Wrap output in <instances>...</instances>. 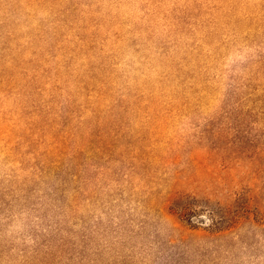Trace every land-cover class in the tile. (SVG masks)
<instances>
[{
    "label": "rangeland",
    "instance_id": "374dc122",
    "mask_svg": "<svg viewBox=\"0 0 264 264\" xmlns=\"http://www.w3.org/2000/svg\"><path fill=\"white\" fill-rule=\"evenodd\" d=\"M0 264H264V0H0Z\"/></svg>",
    "mask_w": 264,
    "mask_h": 264
}]
</instances>
